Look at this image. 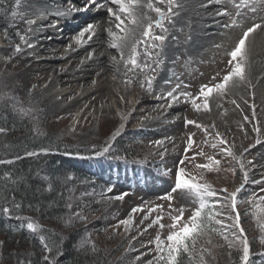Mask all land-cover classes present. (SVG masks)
<instances>
[{
  "label": "rangeland",
  "instance_id": "obj_1",
  "mask_svg": "<svg viewBox=\"0 0 264 264\" xmlns=\"http://www.w3.org/2000/svg\"><path fill=\"white\" fill-rule=\"evenodd\" d=\"M23 1L20 0L19 5L15 2L14 11L17 12V15L15 17L11 16L10 25L17 35H24L28 41L27 32L18 20ZM223 3H227V6L225 5L226 9L221 8L219 11H226L228 15H222L224 16L222 21L218 20L211 23L216 24L217 31H221H219L220 33L218 32L221 38L224 39L231 34L228 39L231 42L225 41L226 46H224L225 42L219 41L220 36H218V40L212 43L211 41L207 42L205 44L207 48L203 49V45L200 43L205 41L204 39L210 38V36H205V29H201L197 33V35H200V50H194L193 47L187 46V41L192 44L190 39L194 40L193 36L186 39L185 43L177 37H173L175 38L173 39L175 47L173 46L170 49L178 48L177 52L179 51V55L174 53V57L169 61H161L157 59L156 55L151 58L145 57L143 55V45L138 49L140 52L138 62L142 64L144 62L142 57H144L148 60L149 67L143 71L134 69L131 65H128L127 68L124 67L125 71L128 70L124 81L130 80L131 83L117 86L122 93L115 98L122 105H125L122 95L125 92L127 93L126 102H128V106L126 108L124 106L126 109H123L124 113L121 112V109H119L118 113L115 110L114 112H104L101 108H98L100 105L93 107L90 112L86 113L87 107L90 106L96 97L86 102L84 101L83 103H87L86 106H80L71 111L59 113V110L55 111V109L50 108V100L41 97V91L49 85V80L41 82L45 79V75L42 72L34 75L28 72L27 67L21 66L22 61L19 60V57L26 49L28 42L22 43L18 39L17 41H10L8 44L3 41L0 32V45L2 46L0 47L2 59L0 61V94L11 93L25 108L34 109L30 118L36 131L43 135L51 134L58 139L59 143L65 146V149L70 152L74 151L77 153L76 155H82L83 157L92 152V154H97L95 151L98 148L111 143V149L107 154L104 153L97 156V158H101L98 163L90 159H70L72 166L78 171L79 175L74 173V190L69 199V202L72 203V208L69 211L83 214L85 219H78L73 224L84 230L85 235H89L94 243L102 239L101 233H104L105 240L109 239L110 242H114V244L109 246V249L114 254L116 253L115 261H119L122 264H148L149 261H152L153 264H160L156 260L158 252L155 239L159 235L162 240L166 241L170 231L167 227V225L171 224L170 215H176L177 213L174 209L183 207L185 209V218H187L198 206V202L187 192L173 191L178 167H183L186 175L195 176L198 180L202 176L201 182L211 185L217 193L215 197L206 198L209 201V209H205V211H209L214 205L215 210L222 213L216 219L222 220L223 224H215L213 221V227L219 231L213 233L211 237H203L197 244L198 250L200 248L210 249V256L205 253L208 264H239L240 253L235 248L230 249L228 247V243L239 236V230L233 226L236 213L232 211L230 201L225 200V197L242 184L243 188L238 194L237 201L240 226L244 229L250 247L251 244L255 247V249H251V253L258 259H253L254 264H264V255H260V253L264 252V246L259 243L261 233L253 217L256 209L252 203L247 202L252 200L258 203V198L264 196V191H262L264 189V116H261L259 89H255L253 86L249 87L247 78V81L244 82L245 84L243 83L244 86H247V89L240 91V94L232 91H229L224 96L213 94L209 99V111H204L202 106L199 111H196L191 105L190 98L185 103L186 98L181 97L179 102L181 109L171 114V121L153 126H148L145 122L148 116L147 113L140 112L133 118V111H130V105L136 100V93L139 90L150 93L156 99L153 104H162L164 101L162 102L157 97L167 92L173 90H175L174 94L187 92L195 97L199 94L201 85L217 83L228 73L231 67L228 63L231 59L228 53L236 46L238 41H233L236 39V35H233L232 31L238 32L243 29V24L237 21L243 14L241 16L236 15L238 10L233 7L231 0H223ZM62 5L64 6V4ZM211 5L212 3L209 4V6ZM156 6L162 9L166 8L165 4H157ZM95 7L90 9V11L102 10L100 8L95 9ZM230 8L234 11H231ZM213 9L215 8L211 9L210 7L207 10L209 15L213 14L212 11H215ZM262 12H264V4ZM174 17L171 18V22H167V20L164 22L166 27L171 23L173 26ZM233 19L237 21V27H224L226 25L224 23L231 24L230 22ZM252 22L256 23L255 21ZM54 23L50 22L49 25ZM99 24L101 26L96 28L97 31L106 26V24H102V19H99ZM111 24H108L107 30L111 28L115 31ZM206 25L208 26L209 23ZM84 27L85 23L77 24L74 37ZM220 28H223L224 31ZM152 33L164 34L155 26L152 29ZM36 34L38 35L39 33L36 32ZM48 35L47 33L45 37L48 38L47 40H51L52 37L49 38ZM151 43L153 42L148 38V50L154 53L165 49L166 46V40L160 48L156 49L150 47ZM155 43L159 44V42ZM17 44L21 47L19 53L15 51ZM250 44L246 46V65H248L245 71L249 67L250 57L252 58L249 48ZM172 52L173 50L171 54ZM157 60L159 63L156 62ZM71 64L69 62L66 67L69 68ZM131 72L132 76L134 72L136 73L133 81L131 80ZM103 74L104 71H100L99 74L95 75L100 77ZM213 77L216 79L213 80ZM148 78L152 80L151 89L147 87L146 81ZM106 80L107 76L102 80L105 83L104 86L108 85L109 81ZM142 83H144V87H141ZM35 84L39 87H33ZM178 85L179 87H177ZM73 99H64L63 103L65 105L63 104L62 108L68 106ZM233 100L235 103H232ZM110 103L112 104L111 100ZM197 103L202 105V100L197 101ZM215 103H218V105L214 106ZM108 104L109 102H106L102 106ZM153 104L144 103L142 107ZM164 106L162 105V107ZM125 116H129V119L127 120L126 128L122 130V118ZM130 119L132 120L130 121ZM186 120L196 121L203 127L197 128L195 125H186ZM256 128L259 129V133L255 130ZM204 129H207V132ZM217 133L226 141V144L221 145L219 143ZM190 135L195 143L192 149L187 152L188 159L185 160V164L179 165L178 162L185 157V148ZM257 139H259L260 143H256ZM212 144H215L216 147L213 148ZM113 145H116V148ZM124 146L130 153H133L129 155L130 163L127 159L121 158V154L117 155ZM200 150L204 151L205 156L196 155ZM228 151L243 160L245 170L248 173L246 182L244 181L240 163L238 160L233 159L232 156H229L227 154ZM104 155L106 156L103 157ZM207 156H212L221 161L219 171L208 172L195 167L196 164L207 163ZM192 157H195V159H191ZM249 161H252V163L249 164ZM128 164L132 165L128 167ZM102 172H106L104 177ZM81 175L89 176L94 180H90L89 177L84 179ZM43 177L44 179L47 178L46 175H43ZM109 188L112 191H108ZM223 189H227V192L222 191ZM85 193L87 194L85 195ZM122 193H127L123 200L115 199L116 196ZM166 195H171V201L162 199ZM138 207L143 208L144 211L132 213V209ZM152 208H156V211L150 213L149 209ZM130 214L132 216L131 223L129 225L121 224L120 222L126 220ZM145 215H148L149 218L144 219ZM157 215L163 217L160 223H163L166 226L165 228L161 229L158 224H152V220ZM66 219L67 217L63 220L62 227L69 226L65 222ZM150 224H152L151 227H149ZM43 225L53 228V225ZM224 235L228 236L227 241L223 238ZM208 239H211V244L207 243ZM56 262L57 264H63V258H56Z\"/></svg>",
  "mask_w": 264,
  "mask_h": 264
},
{
  "label": "snow or ice",
  "instance_id": "obj_2",
  "mask_svg": "<svg viewBox=\"0 0 264 264\" xmlns=\"http://www.w3.org/2000/svg\"><path fill=\"white\" fill-rule=\"evenodd\" d=\"M209 3L212 0H208ZM217 3L220 0H216ZM234 7L238 10L243 8H248L250 11L255 12L257 8L255 5L257 3L264 4V0H239V3L236 0H231ZM17 5L20 4V0H16ZM107 4H111L116 6L107 7V13L110 18L109 22L114 23L116 31H113L111 28L107 30V34L110 37L109 47L116 49L121 57V60L124 61L125 67L131 65L134 69H140L143 71L144 69L149 67L148 60L145 59L141 64L138 62V57L140 56V52L138 49L143 45L145 57L151 58L156 55V53L149 51L148 38L153 42L150 47L152 49L160 48L164 41L166 40V35L164 34H153L152 29L155 26L159 28L162 33H167L168 29L165 27V21L171 22V17L177 15V12L174 9H178L181 7L180 0H103V2H98V0H87V4L85 5V9L88 6H96L97 8H104ZM157 4H165L166 8H161L156 6ZM204 6V5H202ZM141 8H146L148 12H154L156 14V18L153 20L151 16L148 15V12H140ZM80 9L69 8L67 11L58 13L59 15H70L74 11H78ZM17 15L16 11L12 12V16L15 17ZM218 15H228L226 11L219 12ZM237 16L241 15L240 11H237ZM28 24L35 23L34 20L29 19L27 21ZM237 21L233 19L231 24H226L225 27L236 26ZM264 27L262 24H253L251 27H248L242 34V37L239 39L236 46L228 53L230 56V60L228 61L230 70L226 75L222 77V79L214 84H205L201 85L199 94L195 97L192 96L191 93L181 92L179 94H174L175 90L167 92L166 94L157 97L158 99H167L169 100L168 107H172V103L180 102L181 97H185V103L188 102V98L191 100L192 107L199 111L201 106L204 111L210 110L209 99L213 96V94H218L220 96L227 95L232 87L237 86L238 84H242L247 81V76L245 72L246 62H247V52H246V41L256 32L257 29H261ZM95 25L92 23L87 24L83 29H81L76 37V43L82 44L84 43L85 36L87 34V39L91 40L94 32ZM142 29L140 36H137V30ZM19 39L22 43H27L24 35L18 34ZM159 42V44L155 43ZM28 47H33L32 44H28ZM125 50H127L128 55L125 59ZM15 51L19 53L21 51V47L19 44L16 45ZM91 58V54L89 55ZM116 58L113 57V60ZM159 63V61H156ZM216 78L213 77V80ZM125 83H131V81H125ZM147 87L151 89L152 80L148 78ZM141 87H144V83L141 84ZM179 87V85L177 86ZM202 100V105L197 103V101ZM232 103H235L233 100ZM0 105H5L7 108H11L14 113L19 115L21 118L24 117H32L34 109L25 108L20 102L16 100L11 93H2L0 94ZM34 118V117H33ZM247 119V117H245ZM186 125H195L197 128H202L201 124L196 123L193 120H186ZM207 132V129H204ZM259 133V129H255ZM6 132V129L0 127V133ZM219 139V143L221 145L226 144V141L219 136V133L216 134ZM159 143V142H158ZM194 140L190 135L188 137L187 147L185 148V157L182 158L178 164L184 165L185 160L188 159L187 152L190 151L193 147ZM256 143H260L259 139H257ZM213 148L216 147L215 144L211 145ZM111 149V143L106 144L103 147L102 151L97 152V155H103L104 153H108ZM223 151V150H222ZM36 153H27V155H35ZM229 156H232L233 159L238 160L240 163L241 171L243 172L244 181H247L248 173L245 170V166L243 160L236 157L231 151L227 153ZM163 155V154H161ZM198 156H205L203 150H200L196 153ZM19 158V157H18ZM191 159H195L192 157ZM207 163L205 164H196L195 167L201 170H207L208 172L219 171V165L221 163L220 160L215 159L212 156H207ZM4 163H12V161L0 160V164ZM249 164L252 161L248 162ZM7 179L12 180L11 176L5 173ZM47 179V178H45ZM68 179H72L71 176ZM201 178L198 180L195 176L186 175L185 169L183 167H178L176 172V183L173 188V191H185L192 197H194L195 201L198 202V206L191 212L187 218H185V209L183 207L174 209L177 213L176 215H170L171 224L167 225L170 229L169 234L166 237V241L162 240L158 235L155 239L156 250L158 252V256L156 257L157 262L160 264H184V259L186 258L188 264H208L205 253L207 255H211V251L208 248H200L197 249V244L200 239L205 236L211 237L213 233H217L219 230L213 227V221L215 224H223V221L220 219H216V217L222 215V213L215 210V206L213 205L209 211H205V209H209V201L206 199L207 197H215L217 195L216 191L212 188L211 185L206 182H201ZM15 183V181H12ZM243 188V184L238 187L235 191L228 194L225 197V200L230 201V206L233 212L236 213L234 217V227L239 230V236L235 237L228 243V247L235 248L239 253V264H254L251 256V248L248 239L245 236L244 229L240 226V214L237 212V200L238 194ZM51 184L48 185L47 190H51ZM108 191H112L111 188ZM222 191L227 192V189H223ZM264 191V189H262ZM87 193H85L86 195ZM127 193H122L115 197V199L123 200L124 196ZM13 201L15 197L12 198ZM162 199H166L171 201V195H166L162 197ZM259 202H253L252 200L247 201L248 203H252L253 207L256 211L253 213V217L255 219L256 226L261 233L259 236V243L264 246V196H260L258 198ZM13 207L15 209H20L21 205L18 203H14ZM66 207L71 210L72 203L69 202ZM161 207V206H157ZM143 208H134L132 209V213L143 212ZM156 208L149 209V212H155ZM0 213H3L5 216L9 218H15L17 220L27 221L26 224H22L21 227H26L31 233L36 234L40 245L43 249L44 255L42 256V260L44 264H57L55 254H59L58 245L62 243L61 239H51L46 236L45 230L42 226L35 220H32L28 217H22L20 215H15L13 217V209L8 206L0 207ZM149 216L145 215L144 219H148ZM84 220L85 217L81 212H71L69 211L66 219V223L72 225L76 220ZM163 219L162 216L157 215L155 219L152 220V224H158L161 229L166 226L160 221ZM132 221L131 214L126 220L121 221V224L129 225ZM149 225V227L152 226ZM222 234V233H220ZM226 241L228 240V236L224 235L223 237ZM207 243L211 244V239H208ZM86 246H90L91 252L95 253L97 251L94 242L91 240L89 235L83 236L79 243L78 249L84 250ZM55 253V254H54ZM260 255H264V252L260 253ZM139 259V257H137ZM18 264H31V261H25L20 259ZM148 264H153L152 261H149Z\"/></svg>",
  "mask_w": 264,
  "mask_h": 264
},
{
  "label": "bare ground",
  "instance_id": "obj_3",
  "mask_svg": "<svg viewBox=\"0 0 264 264\" xmlns=\"http://www.w3.org/2000/svg\"><path fill=\"white\" fill-rule=\"evenodd\" d=\"M54 1H56V5L58 6V8L53 11L50 7V4H52ZM236 2L239 3V0H236ZM211 3L212 5L209 6L210 3L208 2V0H180L181 7L174 10L175 12H177V15H175L174 17L173 26L171 25L172 23L168 27L165 26L168 29L167 33H164V35H166L167 37L166 46L165 49H161L160 51L156 52L157 59L161 61H169L170 59H172V57H174V53H177L179 55V51L177 52L178 48L172 49V54V50L170 49L173 48V39H175L176 37L183 43H185L186 39L190 38V36H193L194 40L190 39L192 44L188 41L186 43L188 47H193L194 50H198L199 48H201L199 47L201 45H203L202 48L205 49L207 48V46H205L207 42L211 41L212 43L219 39L218 36H220V34H218V32L220 30L217 31L216 24L214 25L211 22L218 20L222 21L224 19V16L218 15V13L223 11H219L221 8L226 9L225 5L227 6V3H223V0H220L219 3L212 0ZM60 4H64V8L60 7ZM86 4L87 0H24L19 12L18 20L20 25L24 26L25 31L27 32L28 44H32L33 47H28L27 44L26 49L19 57V60L22 61L21 66L27 67L28 72L34 75L39 72H42V74L45 75V79H43L41 82L49 80L50 83L43 91H41V97L43 99H49V107L55 109V111L59 110V113L64 111H71L73 109H77L80 106L84 107L87 105V103L83 102L91 100L94 97L96 98L91 102L90 106L87 107L86 113L90 112L93 107H97L99 105L100 106L98 108H101V110H103L104 112H114L115 110V112L118 113L119 109H121V112L124 113L123 109L128 106V102H126L127 93L125 92V96L122 95L125 105H122V103L115 100V98L117 95L122 93L117 86L125 84L124 77L125 74L128 73V70L125 71V63L123 60H121L119 52L116 49L109 47L111 41L110 37L107 34L108 24H111L109 22L107 7L115 8L116 6L107 4L98 14H91L87 22L85 23V26L89 23L94 24V32H96V34L91 40L87 39L86 34L84 43L82 44H77L75 42L76 40H72V35H74V32L77 30L76 22L78 21V18L80 16L74 18V20H70L71 14L63 15V20L55 21L60 25L55 29L51 27L46 32L43 31L46 27H49L46 23H38L35 26H29L27 23L29 19L41 20V18L44 19L46 18V16H49L52 13H62L67 11V9L69 8L77 7L82 10L85 8ZM94 7L95 6H92L90 7V9ZM210 7L211 9L215 8L213 9L215 11H212V15H209V11H207L210 9ZM255 7L257 8V11L255 12H249L250 10L248 8H243L240 10L237 9L238 11H241V15L243 14L242 16L240 15L241 17L237 19L238 23L243 24V29L238 32L232 31L233 35H236V39H234L233 41L236 42L237 40H239L241 32H243L244 28L246 30V28L251 27L256 23L264 25V12H262L263 4L257 3ZM232 8L230 9H235ZM140 12H148V10L146 8H141ZM148 15L151 16L153 20L155 19L156 14L154 12H148ZM99 19H102V24H106V26L104 28L102 27L103 29H101L100 31H97L96 28L101 26V24L98 25ZM71 21H74L73 25L69 24ZM252 21H255L256 23H253ZM208 23L209 25L207 26L206 24ZM202 24H204L205 26ZM111 25H113L112 27L115 28L114 24ZM201 29H205V36H210V38L204 39L205 41H202V43H200V35H197V33L201 31ZM221 30H223V28ZM141 31L142 29L137 30L138 37L140 36ZM214 31L217 32L213 33ZM36 32H39V36L33 37ZM47 33L49 34V38L52 37V41L50 42H48V38L45 37ZM230 35L224 39L220 36L219 41L229 42L228 39L230 38ZM226 42L224 46H226ZM246 43L247 46L251 43L249 48L252 55V58L248 55L250 57V63L247 71H245L248 78L247 83L249 87L253 86L255 87V89H259L261 116H264V27H262L259 31L256 30V32L248 38ZM0 47L2 46L0 45ZM92 53L93 55H91V58H89V55ZM127 55L128 52L127 50H125V59L127 58ZM50 57H52V59H50ZM113 57H115L116 59L113 60ZM142 59L144 61L145 58L142 57ZM0 61H2L1 54ZM69 62L70 64H72L69 68H67L66 65ZM100 71H104V74L100 77H97V75L95 74H99ZM130 74L132 77L131 80L133 81L136 73L134 72L133 76L132 72ZM106 76V81L109 82L108 85L104 86L105 83L104 81L102 82V80ZM125 85H127V83ZM37 86L38 85L35 84L33 87ZM245 89H247V86H244L242 83L238 84L235 87H232L230 91L240 94L239 92L244 91ZM136 96V100L132 105H130V111H133L132 117L134 118V116L138 115L140 112L147 113L148 116L145 122L148 126L157 125L162 122H170L171 114L181 109L180 103L176 102L172 103V107H168L169 100L167 99H161V101H164L165 103L163 102L162 104H153V101H156V99L147 92L145 93L139 90V92L136 93ZM71 98H74L73 101L65 108H62L64 104L63 100H69ZM110 100L112 101V104L110 103ZM214 101L217 102L216 100ZM106 102H109V104L102 106V104H105ZM144 103H151L153 105L142 107ZM162 105L165 106L162 107ZM216 105H218V103H215L214 106ZM128 119L129 116H125L124 118H122V130L126 128ZM131 120L132 119H130V121Z\"/></svg>",
  "mask_w": 264,
  "mask_h": 264
},
{
  "label": "trees",
  "instance_id": "obj_4",
  "mask_svg": "<svg viewBox=\"0 0 264 264\" xmlns=\"http://www.w3.org/2000/svg\"><path fill=\"white\" fill-rule=\"evenodd\" d=\"M15 2L16 0H0V32L3 41L8 44L19 39L10 25ZM0 127L6 129V132L0 133V160L12 161L0 164V207L12 208L13 217L20 215L37 221L49 238H62V243L58 245L59 254H54L55 258H63V264H122L115 261L116 253L109 249L114 242L105 240L104 233L100 235L102 239L94 243L97 251L93 253L90 246H86L84 250L77 247L80 239L85 236L84 230L75 224L62 227V222L69 213L66 205L74 190V173L79 175L72 166V161L65 156L77 153L65 149L51 134H39L30 117L21 118L5 105H0ZM113 146L116 148V145ZM103 147L98 148L95 153L102 151ZM119 154L130 163L129 155L133 153L125 146L117 153ZM5 173L12 180L7 179ZM69 176L73 178L68 179ZM88 177L82 176L84 179ZM49 184L52 186L50 191L47 190ZM14 203L20 204V209H15ZM26 222L0 213V264H18L20 259L31 261V264H44V252L37 235L26 227H21ZM43 224L53 225V228ZM250 248L255 249L252 244ZM251 258L258 260L253 254ZM184 264H188L186 258Z\"/></svg>",
  "mask_w": 264,
  "mask_h": 264
}]
</instances>
